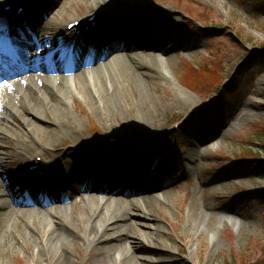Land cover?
<instances>
[{
    "label": "rangeland",
    "instance_id": "374dc122",
    "mask_svg": "<svg viewBox=\"0 0 264 264\" xmlns=\"http://www.w3.org/2000/svg\"><path fill=\"white\" fill-rule=\"evenodd\" d=\"M53 1L43 0L48 6L53 5ZM130 2L132 5L149 4L157 10V7L165 8L172 15L173 11L176 12L174 15L177 21L166 31L168 37L164 43V48L171 51L167 53L168 56L161 54L162 62L166 66L171 64L173 82H163L167 80L156 77L157 73L152 77L142 73L144 102L139 100V95H134L128 78L117 77L110 80L106 78V71L98 74L94 72V68H89L88 82L81 76L82 71L72 81L67 80L68 91L64 97L53 95L50 98L45 106V117L27 112V121L15 119L11 128L7 122L0 121V128L6 130L5 135H0L3 144L1 149L7 154L3 156L6 165L4 171L9 172L10 177L17 178L28 173L21 165L17 151L19 134L24 133L28 127L51 126L49 110L59 108V112L62 110V103L67 101L70 107L63 113L71 112L72 115L69 118L63 115L64 120L72 122L76 127L81 126L79 138L83 142L90 140L91 145H95L98 140L97 132L101 139L121 132L126 135L127 130H132V134L135 133L138 137L142 134L139 129L151 128L153 131L147 138V143L138 141L143 140L142 138L137 139L139 144L135 148L136 152L152 148L156 138L163 135L168 138L165 156L172 159L175 168L171 179L169 178L170 189L160 193L163 199H154L150 203L153 211L151 221L163 226V232L157 234L149 229L147 226L150 221L139 217L140 213L131 211L132 214L129 215L134 228L146 232L154 240L151 244L148 243L153 250L148 256L151 262L149 264H264V203L257 199L260 190L264 189V168L252 167L247 159V154L251 151L259 160H264V0ZM86 3V0H70V5L61 16L58 15L53 28L58 27L57 22H67L75 11L79 15L86 14L89 11ZM104 7L105 5H97L94 9ZM132 10L129 9V12ZM39 18L41 22L48 19L43 14ZM145 19L147 17L142 16L133 20L145 23ZM135 28L129 26V30L125 31L129 34ZM140 31L141 29L138 32L142 33ZM135 40L138 41L137 38ZM143 44L144 41H139L130 54L136 56L140 52L138 55L145 56L149 53L142 50ZM155 55L159 56L158 53ZM172 55V61H167V57ZM110 59L101 62L103 70ZM138 68L143 72L142 68ZM17 73L20 72L16 71L15 74ZM238 74L239 84L235 91L238 95L234 99L230 97L231 104L228 106L218 108L219 103H215L222 86L226 81H234ZM29 75L21 76L28 79L19 80L17 83L22 90L19 89L18 93L12 91L11 95L19 98L25 94L30 82L39 83L38 79ZM78 77H82V82ZM94 78H98V81H94ZM59 81L55 86L61 88L64 84ZM119 90L126 102L115 99ZM181 91H186L187 96L194 99L196 106L209 107L202 111L198 109L177 131L173 129L174 123L187 116L186 110L179 106L180 102H186ZM212 99L216 100L214 104L209 103ZM103 101L108 105L106 112H102L100 108ZM32 105L36 111L44 107L39 101ZM18 106L25 107L21 104ZM90 107L97 111L92 112ZM76 119L81 124H77ZM156 119L158 123H154ZM29 136L31 134L27 138ZM62 143L64 149L74 147L70 135L63 137ZM100 147L105 148L99 144L98 148ZM30 153L27 152L26 155L36 158L41 153L45 162L50 160V156L41 148ZM189 158H196L195 163L191 162L190 171L183 173V167ZM169 172L167 169V173ZM2 179L7 186L11 185L10 188L7 187L9 194L15 189H12L14 183L1 174L0 180ZM72 189L80 192L81 186H73ZM22 190H14L9 198L19 199L17 194ZM69 195L72 196L69 206L75 217L73 222L79 223L77 232H83L85 225L78 222V217L87 211L92 197L87 194L75 195L73 192H69ZM141 203H145L144 200ZM25 210L27 213L23 214ZM29 210L32 209L27 210L17 205L9 216L0 218V233L7 237L4 240L0 237V264L54 262L55 255L43 250L36 240L40 236L44 237L51 226L59 227L57 223L61 221L56 219L53 224L40 207L32 212ZM43 220L46 223H42ZM219 220H227L228 224L218 226ZM164 243L172 245L173 252H161ZM69 254L74 264H97L96 252L90 253L84 249L79 238ZM139 264L148 263L140 260Z\"/></svg>",
    "mask_w": 264,
    "mask_h": 264
},
{
    "label": "bare ground",
    "instance_id": "6f19581e",
    "mask_svg": "<svg viewBox=\"0 0 264 264\" xmlns=\"http://www.w3.org/2000/svg\"><path fill=\"white\" fill-rule=\"evenodd\" d=\"M86 2L85 6L89 9V16L97 14L96 26L102 31L101 34L98 33V35L94 37V35L91 34L93 26H91V24H86L84 27L87 28V26H89L90 29L89 31L84 29L85 31H83V34H86V37L83 35L82 39L78 40V42L83 41L78 45V49H72L71 47V44L73 43L71 40L74 32L72 33L68 28V23L64 24L63 22H57L58 29L53 28L56 23L55 21L59 18L58 15L61 16L63 11L65 12V9L70 5V0H54L53 5L46 7V11L40 9L37 3L33 0H11L10 3L14 4V8L7 13L2 12L1 8L4 4L0 6V25H3L4 28V30L0 31V60H12L16 51L23 54L25 59L29 60L32 56H36V54L42 49H45V54L34 57V61L31 64V66L33 65V67L40 69V71L45 74L41 76V74L36 73L30 76H33L38 80L45 76L46 79L44 83L39 80L43 85L30 82L28 86L29 88L25 90V94L19 96V98L11 95L9 89L0 88V94L3 96L0 97V121L3 120V122H7L8 127H12L11 123L15 119L23 122L27 121V112L38 117H45V106L48 105L50 98L53 95L64 97L67 94L68 86L66 84L67 78L65 76L69 75V73L71 75L77 73L76 76H79L81 72L79 70H81V67L88 68L94 66L93 70L98 74L106 71V78L110 80L117 77L119 79L120 77L121 79L128 78L131 83V90L134 91V95H139V100L144 102H146L144 97L145 85L141 79L142 73L149 77L155 76L157 73L156 77H161L162 80H167L163 82H173L170 69L171 64H167L168 66H166L162 62L160 56L155 55V52L157 53V51L161 50L163 42L165 41V38L160 36V33L163 32L162 29H156L155 27L157 25L161 27V24L166 25L169 21L175 23L177 21V18L174 15V13H176L175 11H173L172 15V12L165 8H160V11L149 4H141L135 7L131 5L130 0H86ZM7 4L9 3H6L5 5ZM17 4L19 5L17 6ZM97 5H105V7L95 10L94 8ZM20 6L29 8L28 12L26 13L23 11L21 14L18 13L17 7ZM130 6L134 8L133 16H150L151 13H157V19L151 18V22H149L154 23L153 27L150 25L143 26L144 31H147L144 33L149 34L150 31V33L152 32V34H154L148 38V40L150 39V42L143 50L149 52L150 54L146 53V55L149 54V56L138 55L141 54L140 52L136 56L131 55L129 50L134 47V38H136L135 36H139L132 35V37H129L125 35V33L121 34L120 30L123 29L121 27L127 26V24L133 19L130 18L128 13V7ZM109 7H114V9L104 14V10ZM55 9H57L56 12ZM44 12L47 13L49 20L43 23L41 22L39 15ZM29 16L33 17L32 21L28 19ZM70 17L71 20L69 22L78 20L83 21L86 19L77 14L76 11ZM103 21L106 22L104 29L101 25ZM34 27L38 30L40 29V32L38 33L40 38L38 41H33V35L36 37L38 36L37 34H34L35 31L33 30L35 29H32ZM18 33L21 34L22 38L18 36ZM111 33H117L119 36V43H117L116 39L110 38ZM139 38L146 43L143 36ZM154 40H157V42L154 43ZM113 43H116V45H119L121 49H124L125 51L112 52V54L108 56V51L112 48ZM66 44L68 45L66 46ZM85 44H88L89 46H84ZM89 47H93L94 50L92 54H90V58H87L89 56ZM146 49L151 50L146 51ZM74 52L78 54L76 55ZM107 57L108 59L111 58L110 63L106 64L105 70H103L102 65H99L98 61H102L104 58L107 59ZM172 59L173 55L172 57H167V61L169 62H171ZM138 67L142 68L143 72H140ZM58 73L67 74L63 77H59L56 76ZM81 76L83 79L85 78V81L90 80L88 79L90 73H87L86 71H83ZM82 77H78L79 80H81L80 82H82ZM58 78H61L59 83L64 84L61 88L55 86V83L59 80ZM20 79L23 78L6 79L0 74V84L7 83L14 85L12 86V88L14 87L13 89L10 85V90L12 89L15 93H18L19 89L22 90V87L17 83ZM97 79L98 78H94V81H98ZM181 93L184 96L183 100L186 102H180L179 106L186 110V114L195 113L197 106L194 103V99L187 96L186 91H181ZM29 94L32 95L29 96ZM114 97L118 101H127L123 98L120 90ZM35 101H39L44 107L39 110L37 109V111L33 110L32 104H34ZM19 104L25 105V107H19ZM100 105L102 112H106L108 108L106 101H103V104L100 103ZM68 106L70 107L69 101L64 102V104L62 103L60 106L62 110L60 109L59 112L57 111L59 108L49 110L52 119L51 126L47 128L39 126L28 127L24 132L25 134L21 133L18 136L17 151L19 156L21 154L25 157L27 152L31 154L30 152L34 150L36 151L38 148L43 149L50 156L48 164L42 166L40 169V171L45 170V176L42 179L44 181L35 179L33 172L28 174L26 178H17L10 177V173L4 171L6 165L3 156L6 153L5 150L3 151L1 149L3 144L1 143L2 137L0 136V175L2 174V176L14 183L12 189L19 186L24 191L30 190L31 193H33L31 189L39 190L37 185H39V182H43L49 189H55L57 191L60 189L66 190L69 189L73 181L79 183L86 181L87 176L85 177V173H92V176L97 175L98 177L101 176L100 174H103V172H101V166L98 165H90L89 169L85 171V163L91 150L90 140L83 142L82 139L79 138L81 126L76 127L72 122L64 120L63 115L67 118L72 115L71 112L66 114L63 113ZM90 110L92 112L94 110L97 111L92 108ZM76 122L77 124H81L79 119H76ZM154 123H158V119H156ZM139 130L142 134L138 137L135 133L132 134V130H127L126 135L124 132H121L119 135H110V137L113 138H122L120 141L113 144V149L119 151L120 156L122 157V166L117 169L121 172V180L119 182L113 181L112 188H104L100 190V187L98 186L95 188L94 192L90 193L92 203L88 206L87 211L84 214H79L78 217V222L85 225L82 228L83 232H77L79 223L77 224L73 222L75 217L71 214L69 205L63 203H60V205H52V201L47 205L48 207L44 213L49 220L52 221L53 224L56 219H59L61 222L57 223L59 226L57 228H53V226L48 228L49 231L45 233L44 237H38L36 243L50 255H55L52 264H74V260L69 252L77 238L82 242L84 249H87L90 253L91 251L96 252L97 264H139L140 260H143L148 264L151 263L148 256L153 250L149 248L148 243L151 244L154 240H151L146 232L136 230L134 228V222L131 221L129 215L132 214L131 211L138 212L141 215L139 217L150 221L147 226L149 229L154 230L157 234L163 232V226L157 222L151 221L153 219V211L150 208L152 200H161L163 198L160 196L152 198L150 195L155 192L159 193L168 187V182L163 179L162 171L163 169H169L170 173L168 174V177H171L172 171L175 167H173L172 159L165 157L163 154L168 140V138H165L163 135H159V137L156 138V143L152 148L149 149L148 147L147 150L141 152V154H139L140 152H134L133 146H130L127 150V140L141 138L147 139L151 136L153 131L151 128L146 127H142ZM5 131L4 128H0V135H5ZM30 134L31 136L27 138V135ZM69 135L74 142V147L64 149L62 147V139ZM147 140H145V142ZM111 152H113V150L107 153L109 154ZM134 154L138 155L135 156ZM199 154L202 153H198V155ZM78 155H83L85 159L77 158ZM23 160V165L28 167L26 162L27 159L24 158ZM195 160L196 158H189L187 164L191 165V162H194ZM131 162H136L137 164H132ZM156 164L161 165V167H158ZM153 165H156V170L153 168ZM158 168H160V171H158ZM189 169H191V167ZM156 178L159 179L156 185H151L149 187L142 186L138 188V185L141 184L139 181L145 179L153 181ZM5 182L4 179L0 180V218L9 216L15 206L20 205L17 202V198H9L11 194H8V189L11 185L8 184L7 186ZM129 182H134L136 184L130 189H127V187L120 188L121 184L128 186ZM131 191H137L138 194L128 196V193ZM21 193L18 196H21ZM50 193L52 194L51 190ZM55 195L56 194L54 193L53 196ZM142 200H144L145 203L142 204ZM26 209L28 210L29 208L27 207ZM30 209L34 210L35 208ZM32 210L29 211L32 212ZM26 213L27 211L25 210L23 214ZM121 222H125L126 224H121ZM42 223L46 222L43 220ZM220 224L226 225L228 224V221L219 220L218 226ZM11 227H13V225H11ZM7 228L9 229V226H7ZM0 237L2 240H4V238L7 239L3 233H0ZM17 242H19V240H17ZM0 243L2 245V241ZM162 246L164 249H162L161 252L163 253H171L174 250L172 245L168 246L164 243ZM140 251L141 253H139ZM191 253L189 257H191Z\"/></svg>",
    "mask_w": 264,
    "mask_h": 264
},
{
    "label": "trees",
    "instance_id": "16d2710c",
    "mask_svg": "<svg viewBox=\"0 0 264 264\" xmlns=\"http://www.w3.org/2000/svg\"><path fill=\"white\" fill-rule=\"evenodd\" d=\"M239 80V74L236 76V78L234 79V83L231 85V84H229V85H226L225 87H224V98L226 97V95L229 93V91H230V89L232 88V86H234L236 83H237V81ZM226 102V101H225ZM252 157V158H251ZM247 159H248V161H249V163H250V165H252V167H254V168H260V167H262V168H264V162H262V161H260L259 160V157L257 156V155H254L251 151H249L248 152V154H247ZM259 199L261 200V199H263L264 200V192L260 195V197H259Z\"/></svg>",
    "mask_w": 264,
    "mask_h": 264
},
{
    "label": "snow or ice",
    "instance_id": "6c2138e0",
    "mask_svg": "<svg viewBox=\"0 0 264 264\" xmlns=\"http://www.w3.org/2000/svg\"><path fill=\"white\" fill-rule=\"evenodd\" d=\"M4 30L3 25H0V31Z\"/></svg>",
    "mask_w": 264,
    "mask_h": 264
}]
</instances>
